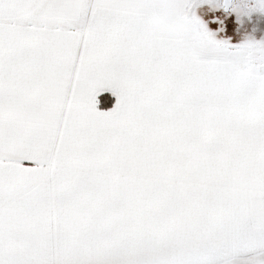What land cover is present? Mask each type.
Segmentation results:
<instances>
[{
  "label": "snow or ice",
  "instance_id": "1",
  "mask_svg": "<svg viewBox=\"0 0 264 264\" xmlns=\"http://www.w3.org/2000/svg\"><path fill=\"white\" fill-rule=\"evenodd\" d=\"M202 3L0 0V264H264V41Z\"/></svg>",
  "mask_w": 264,
  "mask_h": 264
},
{
  "label": "rangeland",
  "instance_id": "2",
  "mask_svg": "<svg viewBox=\"0 0 264 264\" xmlns=\"http://www.w3.org/2000/svg\"><path fill=\"white\" fill-rule=\"evenodd\" d=\"M238 9L244 13L247 9L254 7V0H233ZM222 4V0H214V3H202L194 7L192 11L208 23L210 30L217 31L221 25L212 23L213 20L223 21L225 31L218 32L217 39H227L231 44H239L246 39L264 41V14L251 13L241 15L239 18L236 14L223 11V7L217 6Z\"/></svg>",
  "mask_w": 264,
  "mask_h": 264
},
{
  "label": "water",
  "instance_id": "3",
  "mask_svg": "<svg viewBox=\"0 0 264 264\" xmlns=\"http://www.w3.org/2000/svg\"><path fill=\"white\" fill-rule=\"evenodd\" d=\"M222 3H223V0H222ZM223 11L226 12V11L224 10V8H223Z\"/></svg>",
  "mask_w": 264,
  "mask_h": 264
}]
</instances>
